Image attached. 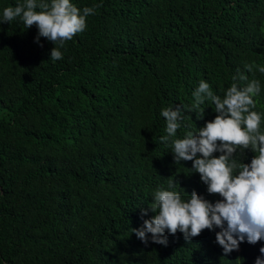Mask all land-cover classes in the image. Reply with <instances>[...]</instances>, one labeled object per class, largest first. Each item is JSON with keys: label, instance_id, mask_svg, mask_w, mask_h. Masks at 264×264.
<instances>
[{"label": "trees", "instance_id": "trees-1", "mask_svg": "<svg viewBox=\"0 0 264 264\" xmlns=\"http://www.w3.org/2000/svg\"><path fill=\"white\" fill-rule=\"evenodd\" d=\"M25 2L0 0V264L264 258V240L245 239L225 254L219 228L190 239L166 231L167 246L150 233L145 244L133 231L157 214L150 205L158 190L184 201L193 191L222 200L208 193L194 161L177 163L171 150L172 140L197 134L218 115L208 100L193 107L201 81L223 98L233 82L258 80L252 110L264 134V73L245 68L264 66V0H71L81 14L95 11L62 47L37 42L38 27L27 29L20 18L4 22L5 8ZM55 46L63 58L53 62ZM237 70L248 81H234ZM176 106L186 109L181 127L161 142L168 135L161 112ZM255 155L251 148L234 154L246 164Z\"/></svg>", "mask_w": 264, "mask_h": 264}, {"label": "clouds", "instance_id": "clouds-1", "mask_svg": "<svg viewBox=\"0 0 264 264\" xmlns=\"http://www.w3.org/2000/svg\"><path fill=\"white\" fill-rule=\"evenodd\" d=\"M94 11L95 6L85 7L81 14L71 0H50V3L47 0H40L39 3L37 0H26L24 4L5 8L3 20L11 22L20 18L27 29L36 25L39 30L37 42L40 37H45L62 47L64 42L85 30L86 18ZM62 58V52L55 46L50 59L55 62ZM245 68L248 72L255 68L264 73V66L255 63L246 64ZM237 71L234 81L238 80L241 84L248 81L246 75ZM260 92V82L252 79L243 87L233 82L221 98L213 94L207 82H200L193 92V107L198 109L208 100L214 104L218 115L197 134L188 132L185 138L172 140L171 150L177 163L194 161L193 170L208 186V193L218 194L222 200L213 204L193 191L190 199L184 201L178 192L156 191L150 208L157 214L144 220L140 229H133L142 242H149L150 233L153 243L167 246L166 231L171 235L181 232L185 239H190L205 229L219 228L221 231L216 234V240L228 254L237 250L245 239L253 245L264 240V134L260 131L261 116L252 110L256 107L254 98ZM185 110L181 106H176L175 110H162L168 135L160 137L161 142L176 136L181 127L178 121L183 118L181 113ZM202 114L197 113L198 118ZM249 148L256 153L251 163H238L234 154L237 150ZM217 151L222 153L218 158L213 155ZM175 184L176 181L169 179V188ZM143 214L146 215L147 211ZM260 252L264 254V247ZM256 264H264V258L258 257Z\"/></svg>", "mask_w": 264, "mask_h": 264}]
</instances>
